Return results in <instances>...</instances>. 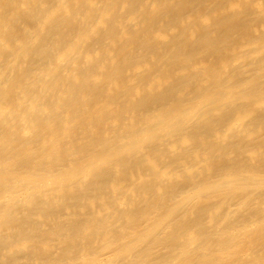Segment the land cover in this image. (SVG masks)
<instances>
[{"label":"bare ground","instance_id":"1","mask_svg":"<svg viewBox=\"0 0 264 264\" xmlns=\"http://www.w3.org/2000/svg\"><path fill=\"white\" fill-rule=\"evenodd\" d=\"M0 264H264V0H0Z\"/></svg>","mask_w":264,"mask_h":264}]
</instances>
